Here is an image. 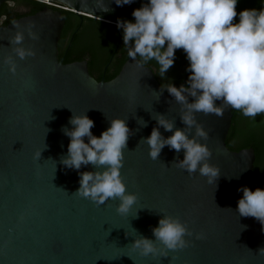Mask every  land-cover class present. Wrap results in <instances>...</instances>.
Wrapping results in <instances>:
<instances>
[{
  "label": "water",
  "instance_id": "water-1",
  "mask_svg": "<svg viewBox=\"0 0 264 264\" xmlns=\"http://www.w3.org/2000/svg\"><path fill=\"white\" fill-rule=\"evenodd\" d=\"M42 1L56 9L0 24V264H264L227 95L165 92L134 55L96 80L58 58L60 9L100 19L135 0Z\"/></svg>",
  "mask_w": 264,
  "mask_h": 264
},
{
  "label": "trees",
  "instance_id": "trees-1",
  "mask_svg": "<svg viewBox=\"0 0 264 264\" xmlns=\"http://www.w3.org/2000/svg\"><path fill=\"white\" fill-rule=\"evenodd\" d=\"M226 1L135 0L120 9L118 15L110 14L100 19L60 9L64 24L57 49L67 53L68 58L63 62L86 59L92 77L107 67L105 81L114 77L122 63L134 55L152 69L165 92L173 90L172 84L192 68V64L211 61L212 84L227 95L231 112H234L225 144L234 151L247 147L254 150L252 173L240 195L260 200L264 199V91L256 82L264 87V77L256 65L238 62L249 58L246 45L237 46L230 64L226 58L231 55L236 42L245 39L247 34L249 39L264 34V15L257 5L264 0H240L251 3L250 7L245 12L242 9L243 13L238 17L225 20ZM44 6L56 9L42 0H4L0 4V24L6 25L21 16L33 14ZM180 9L187 12L191 21H181ZM209 38L211 50L208 51L211 53L199 50H206ZM217 55L223 58L217 59ZM194 70L191 69V76ZM191 76L176 92L192 84ZM248 210L255 215L264 212V206H251Z\"/></svg>",
  "mask_w": 264,
  "mask_h": 264
},
{
  "label": "flooded vegetation",
  "instance_id": "flooded-vegetation-1",
  "mask_svg": "<svg viewBox=\"0 0 264 264\" xmlns=\"http://www.w3.org/2000/svg\"><path fill=\"white\" fill-rule=\"evenodd\" d=\"M250 5H251V3L242 2L240 0H227L224 3L223 18L226 20L228 18L238 17V15L240 13H243L242 9H244V12H245L250 7ZM257 5H258V7H260L262 9L261 13L264 15V2H259V3H257ZM246 37H245V39H242V40H239L236 42L235 46L233 47V49L230 52L231 55H229V59H230L229 64L233 60V55H235L237 53V46H240V44H244L248 47V48H246V50L249 52L247 55V56H249V58L239 60L238 62L241 64H244V65H256L258 72H260V74L264 77V34L260 37H255V38H251V39H249V34H247ZM209 41H211V38H209L207 43H206V50H202V49H199V50L206 52V53H211L210 51H208V50H211ZM59 55H61V58H59L60 57ZM66 55H67L66 52L60 53L58 51V58L61 59L62 62H63V60L68 58V56H66ZM83 60L86 61V63H87L86 59H80V60L70 59V60H67L63 63H69V62H74V61H83ZM192 66H193L192 68L190 67L184 72L183 76L178 78L176 83L172 84L174 91H176V89L181 88L182 86L185 85V83L189 80V78L191 76L190 73H192L191 69H193V68H195V70H194V75L191 76L192 80H193L192 84L193 83H209V84H212V82L214 80H213V68H212V62L211 61H204L203 63L202 62H196V63L192 64ZM87 69H88V66H87ZM106 70H107V67L103 68L102 73H99V72L97 74L95 73L94 77L97 78L98 80H104L106 78ZM168 75H170V74H168ZM229 86H230V77H229ZM230 105H231V102H230ZM260 105L262 106L263 102H261ZM233 116H234V112H232V117ZM262 140L264 143V135L262 137ZM250 176H251V174H250ZM241 196H243V195H241ZM255 216H262V220L264 221V212L259 213V214H255Z\"/></svg>",
  "mask_w": 264,
  "mask_h": 264
},
{
  "label": "rangeland",
  "instance_id": "rangeland-1",
  "mask_svg": "<svg viewBox=\"0 0 264 264\" xmlns=\"http://www.w3.org/2000/svg\"><path fill=\"white\" fill-rule=\"evenodd\" d=\"M178 13L182 15V17L180 18L182 22H189V21H191L188 18L189 15L187 14L186 11H183V9H180ZM256 84L260 85V87H261L260 90L264 91V87H262V83L256 82ZM263 86H264V83H263Z\"/></svg>",
  "mask_w": 264,
  "mask_h": 264
},
{
  "label": "built area",
  "instance_id": "built-area-1",
  "mask_svg": "<svg viewBox=\"0 0 264 264\" xmlns=\"http://www.w3.org/2000/svg\"><path fill=\"white\" fill-rule=\"evenodd\" d=\"M43 2H45L46 4H49V5H50V4H52V3H50V2H47V1H43Z\"/></svg>",
  "mask_w": 264,
  "mask_h": 264
},
{
  "label": "clouds",
  "instance_id": "clouds-1",
  "mask_svg": "<svg viewBox=\"0 0 264 264\" xmlns=\"http://www.w3.org/2000/svg\"><path fill=\"white\" fill-rule=\"evenodd\" d=\"M45 3V2H44Z\"/></svg>",
  "mask_w": 264,
  "mask_h": 264
}]
</instances>
